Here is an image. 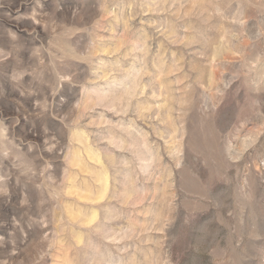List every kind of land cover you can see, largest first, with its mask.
I'll list each match as a JSON object with an SVG mask.
<instances>
[{
    "label": "rangeland",
    "instance_id": "rangeland-1",
    "mask_svg": "<svg viewBox=\"0 0 264 264\" xmlns=\"http://www.w3.org/2000/svg\"><path fill=\"white\" fill-rule=\"evenodd\" d=\"M0 264H264V0H0Z\"/></svg>",
    "mask_w": 264,
    "mask_h": 264
}]
</instances>
